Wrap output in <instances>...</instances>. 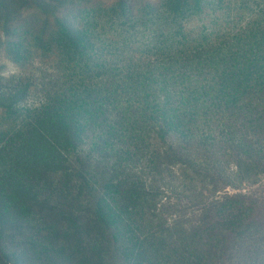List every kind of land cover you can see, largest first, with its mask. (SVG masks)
I'll return each mask as SVG.
<instances>
[{"label":"trees","instance_id":"1","mask_svg":"<svg viewBox=\"0 0 264 264\" xmlns=\"http://www.w3.org/2000/svg\"><path fill=\"white\" fill-rule=\"evenodd\" d=\"M256 1L0 0V264H264Z\"/></svg>","mask_w":264,"mask_h":264},{"label":"rangeland","instance_id":"2","mask_svg":"<svg viewBox=\"0 0 264 264\" xmlns=\"http://www.w3.org/2000/svg\"><path fill=\"white\" fill-rule=\"evenodd\" d=\"M264 4H262V2H261V0H258V1H256L255 2V4L252 6V9L251 10H253V11H257L259 8H261L262 6H263ZM243 20V19H242ZM153 42H155V40L153 39L151 42L150 41H146V40H144L143 42H141V44H144L145 46L147 45V46H151L152 44H153ZM141 44H140V46H141ZM136 46H138V45H136ZM143 48V47H142ZM10 69H13L12 67H10ZM119 69H122V68H119ZM5 176V175H4ZM15 176H17V173H16V175ZM4 180L5 179H0V190H2L3 189V191H4V187H1V185L3 184V182H4ZM263 185H264V179L261 181V185L260 186H258V187H263ZM164 196H167V194H165Z\"/></svg>","mask_w":264,"mask_h":264}]
</instances>
